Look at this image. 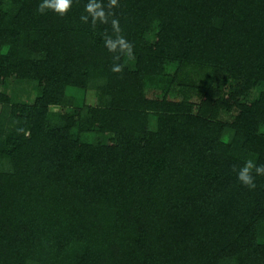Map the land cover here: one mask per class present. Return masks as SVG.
Here are the masks:
<instances>
[{
  "label": "trees",
  "instance_id": "1",
  "mask_svg": "<svg viewBox=\"0 0 264 264\" xmlns=\"http://www.w3.org/2000/svg\"><path fill=\"white\" fill-rule=\"evenodd\" d=\"M56 2L0 0V264H264V0Z\"/></svg>",
  "mask_w": 264,
  "mask_h": 264
},
{
  "label": "rangeland",
  "instance_id": "2",
  "mask_svg": "<svg viewBox=\"0 0 264 264\" xmlns=\"http://www.w3.org/2000/svg\"><path fill=\"white\" fill-rule=\"evenodd\" d=\"M6 90L11 95L13 100H15V101H26L28 103H32V101L34 100V97L37 94L36 90L31 85H28L26 83L16 82V81H13L12 79H10L8 81ZM96 94L97 93L94 91L87 92V94L85 96V103L86 104H95L96 97H97ZM146 95L148 97L153 96V92H152L151 87L146 89ZM51 111L52 112H63V111L70 112L72 110H70L68 108L63 109V108L56 106V107H52ZM221 118L223 120H230L232 118V114H224L223 113L221 115Z\"/></svg>",
  "mask_w": 264,
  "mask_h": 264
},
{
  "label": "clouds",
  "instance_id": "3",
  "mask_svg": "<svg viewBox=\"0 0 264 264\" xmlns=\"http://www.w3.org/2000/svg\"><path fill=\"white\" fill-rule=\"evenodd\" d=\"M71 0H57L55 5V10L63 14L67 11ZM47 7H51L49 0H43L40 6V11H44ZM95 6L92 4L88 5L89 10H92ZM97 15H102V12L96 13ZM86 19V17H85ZM253 168L255 170V175L253 174ZM264 174V164L253 165L252 161H247L244 166H242L238 173V179L249 187H255V178L258 175Z\"/></svg>",
  "mask_w": 264,
  "mask_h": 264
}]
</instances>
